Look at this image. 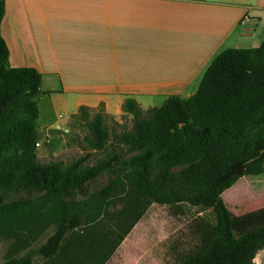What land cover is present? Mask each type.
I'll return each instance as SVG.
<instances>
[{"label": "trees", "instance_id": "1", "mask_svg": "<svg viewBox=\"0 0 264 264\" xmlns=\"http://www.w3.org/2000/svg\"><path fill=\"white\" fill-rule=\"evenodd\" d=\"M4 15L5 0H0V26ZM8 58L0 29V235L14 240L12 253L28 248L0 264H34L33 254L52 262L71 243L78 249L75 264H104L152 202L189 203L214 213L208 249L181 264H253L264 249V226L235 235L220 191L241 177L222 180L235 163L250 160L245 174L264 172V39L256 47L221 51L187 97L172 94L147 110L128 97L122 107L133 116L130 130L112 134L102 112L87 119L89 108L81 106L75 115L87 120L92 146L111 147L106 157L87 166L80 160L39 163L41 74L34 67H12ZM108 170L120 174L97 192L75 198ZM19 191L36 195L11 197ZM127 194L121 210L110 213V205ZM109 219L113 225L101 221ZM96 222L102 232L85 238L82 227L88 225L89 231ZM51 225L54 232L33 246Z\"/></svg>", "mask_w": 264, "mask_h": 264}, {"label": "crops", "instance_id": "2", "mask_svg": "<svg viewBox=\"0 0 264 264\" xmlns=\"http://www.w3.org/2000/svg\"><path fill=\"white\" fill-rule=\"evenodd\" d=\"M262 9L264 0H5L0 29L10 66L59 83L46 93L60 121L100 102L116 113L128 97L144 106L155 101L140 96L194 93L217 53L263 24Z\"/></svg>", "mask_w": 264, "mask_h": 264}, {"label": "rangeland", "instance_id": "3", "mask_svg": "<svg viewBox=\"0 0 264 264\" xmlns=\"http://www.w3.org/2000/svg\"><path fill=\"white\" fill-rule=\"evenodd\" d=\"M260 14L263 17V24H260L261 26L252 36H248L239 43L240 48L256 47L262 42L261 37H264V9L260 11ZM205 71H203V74ZM200 78L198 82L195 81L196 83L193 84L191 89H197ZM53 87H59L57 80L53 77L44 76L41 86L43 92L38 100L40 116L36 124L41 135L36 146L39 163L58 162L66 165L76 160H80L84 166L97 163L100 159L107 156L111 147L108 146L105 150H99L92 146L90 143L92 135L88 128L87 120L79 115L76 116L75 114L78 111L72 114L68 110L64 119L61 118L62 120L57 121L56 113L49 101V94L46 93V90ZM192 93L183 92L177 95L187 97ZM166 97L163 94L140 96V101H143V99H153L155 101L154 103L140 106H142L143 110L153 106H160ZM98 111L104 115L105 123L112 134L130 130L133 127V116L131 113L124 111L123 108L116 113L109 112L104 102H100L96 107L89 108L87 119H92ZM50 123L61 125L43 126ZM261 152H264V147L261 148ZM249 163L250 160L233 164L231 170L222 179L224 182L236 174L241 175L232 186L223 188L220 191L225 204L232 213L231 227L235 235L264 226V172L258 175L245 174V168ZM118 174H120L118 170H108L99 174L93 180L88 181L83 189L76 191L75 198L83 199L89 193L97 192L109 180L117 177ZM35 195L36 192L19 191L12 193L11 197L25 198ZM128 196V194L124 195L122 199L110 205L109 212L112 214L118 213ZM106 214L107 211L104 215ZM101 221H103L102 223L106 222V226L113 223L110 219ZM98 222L89 231L88 225L82 227L83 230L81 232L84 233L85 238L89 237L90 233H95L94 235H96L102 232L104 227L101 224L98 225ZM214 223L215 216L211 209H204L189 203L171 205L152 202L132 225L123 240L109 254L104 264H181L190 255L208 249L212 240ZM53 232L54 225H51L33 241L32 245L38 246L45 242ZM76 235L80 236L79 234ZM75 238L79 237L75 236ZM13 242L12 238L6 239L0 235V263L11 256H17L27 251L28 248L12 253L11 246ZM77 250L75 245L71 243L69 250L63 252L60 257L52 262L44 260L39 254H33L32 259L34 264H70L71 262L75 264L74 257L78 252ZM84 254V252L80 253L77 259L82 258ZM95 264H97L96 261ZM253 264H264V249L256 254Z\"/></svg>", "mask_w": 264, "mask_h": 264}, {"label": "built area", "instance_id": "4", "mask_svg": "<svg viewBox=\"0 0 264 264\" xmlns=\"http://www.w3.org/2000/svg\"><path fill=\"white\" fill-rule=\"evenodd\" d=\"M38 144V143H37Z\"/></svg>", "mask_w": 264, "mask_h": 264}]
</instances>
